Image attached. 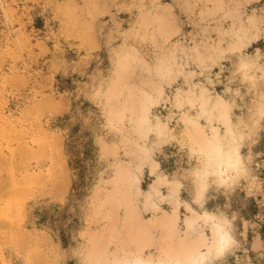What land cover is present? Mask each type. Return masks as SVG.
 Instances as JSON below:
<instances>
[{"label": "clouds", "instance_id": "clouds-1", "mask_svg": "<svg viewBox=\"0 0 264 264\" xmlns=\"http://www.w3.org/2000/svg\"><path fill=\"white\" fill-rule=\"evenodd\" d=\"M24 2L0 0V62L43 58L85 157L54 219L0 231L4 264H264V0Z\"/></svg>", "mask_w": 264, "mask_h": 264}, {"label": "rangeland", "instance_id": "rangeland-1", "mask_svg": "<svg viewBox=\"0 0 264 264\" xmlns=\"http://www.w3.org/2000/svg\"><path fill=\"white\" fill-rule=\"evenodd\" d=\"M14 6L21 20L27 21L28 16L23 14L24 0H17ZM34 24L37 29L43 27L39 18ZM7 39L10 37L0 33V41ZM27 60L25 53L23 58L12 54L0 62V72L9 77L4 100L0 102V231L12 243L25 242L20 233L26 219L29 222L35 220V216H41L44 221L54 219L60 206L43 192L59 183L65 161L68 166L78 168L85 157L80 126L64 115H54L47 107L52 88L45 78L47 68L43 58L26 69ZM42 68L44 73L39 71ZM64 86L61 81L60 90ZM27 227L30 229L31 224ZM26 242L35 250L40 247L36 239ZM4 259L15 260L10 248ZM0 264H4V260L0 259Z\"/></svg>", "mask_w": 264, "mask_h": 264}, {"label": "bare ground", "instance_id": "bare-ground-1", "mask_svg": "<svg viewBox=\"0 0 264 264\" xmlns=\"http://www.w3.org/2000/svg\"><path fill=\"white\" fill-rule=\"evenodd\" d=\"M1 215V214H0ZM1 217V216H0Z\"/></svg>", "mask_w": 264, "mask_h": 264}]
</instances>
